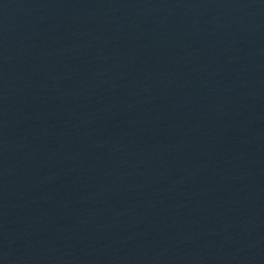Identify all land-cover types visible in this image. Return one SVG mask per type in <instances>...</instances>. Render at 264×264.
Listing matches in <instances>:
<instances>
[{"label":"water","instance_id":"water-1","mask_svg":"<svg viewBox=\"0 0 264 264\" xmlns=\"http://www.w3.org/2000/svg\"><path fill=\"white\" fill-rule=\"evenodd\" d=\"M0 264H264V0H0Z\"/></svg>","mask_w":264,"mask_h":264}]
</instances>
